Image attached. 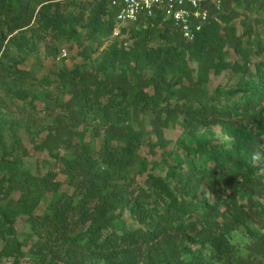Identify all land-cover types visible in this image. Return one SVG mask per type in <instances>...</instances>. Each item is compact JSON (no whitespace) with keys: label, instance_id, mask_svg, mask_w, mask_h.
I'll return each mask as SVG.
<instances>
[{"label":"trees","instance_id":"16d2710c","mask_svg":"<svg viewBox=\"0 0 264 264\" xmlns=\"http://www.w3.org/2000/svg\"><path fill=\"white\" fill-rule=\"evenodd\" d=\"M230 1L222 6L229 12L209 19L192 41L155 11L129 27L127 47L116 38L92 57L116 24L108 0H0V84L31 78L22 63L44 37L72 41L84 29L95 44L82 51L83 62L58 73L69 93L64 113L34 145L60 162L71 192L61 190L56 172L21 173L0 154V199L15 177L24 189L20 207L0 204V226L12 236L0 254L21 264L13 225L22 213L39 237L35 264H264V55L251 59L231 24ZM242 1L259 5L264 21V0ZM230 49L240 61L227 59ZM224 70L239 73L237 82L210 87L211 75ZM148 111L158 142L180 124L190 140L180 141L183 156L157 162L141 154L149 133L139 113ZM87 121L101 137L97 145L85 139ZM214 125L220 134L211 142L202 129ZM61 145L63 155L56 153ZM159 163L164 175L154 171ZM39 190L51 198L37 215ZM236 227L250 241L243 251L225 240Z\"/></svg>","mask_w":264,"mask_h":264},{"label":"rangeland","instance_id":"374dc122","mask_svg":"<svg viewBox=\"0 0 264 264\" xmlns=\"http://www.w3.org/2000/svg\"><path fill=\"white\" fill-rule=\"evenodd\" d=\"M90 1V0H89ZM241 6L236 1L231 0L229 5L233 9L231 24L235 26L237 34H243L245 45L252 50L251 59L254 61L261 55H264V21L262 19V10L259 5L251 3L248 6L241 0ZM228 9L223 8L220 13L227 14ZM252 28L251 34L247 33L248 27ZM126 41H129L125 35ZM114 39L106 37L102 46L91 55L97 57L100 50ZM119 40V39H118ZM95 45L87 38L85 30L80 29V35L72 41H53L49 38H43L38 44L37 50L31 53L22 66L30 72L31 78L24 82L7 81L6 84H0V129L2 132V146L5 159L17 161L21 173L30 172L32 175H42L51 170L56 172V179L61 182V190L70 193L71 188L61 172V165L54 155L50 154L48 149L40 150L34 145H38L47 135L50 126L56 124V118L64 113V102L69 97L66 86L58 77V73L66 68H72L74 65L83 62L82 51L88 46ZM263 52L259 54L258 49ZM228 60H238L237 56L231 49L229 50ZM192 68H196L195 62H190ZM240 74L231 70H224L219 75H211L208 84L210 87L227 88L234 85L239 79ZM15 90H22L24 97H19ZM153 117L151 111L140 112L139 118L146 125L148 136L142 146L141 154L149 160L160 161L161 158L171 162L175 155L180 157L184 155L180 141L190 143V140L184 137L183 128L180 124H171L163 130V141L158 142L157 137L151 130L150 119ZM87 129L85 139L93 145L100 142L101 137L94 136V124L86 122L82 125ZM80 126L78 129L82 128ZM207 133V139L215 142L219 138L220 127L211 126L202 129ZM149 143L155 145V154L149 150ZM67 151L64 145H61L56 151L57 154L63 155ZM155 172L164 175L166 166L159 163L154 169ZM12 172V170H11ZM15 185L5 198L0 199V204L4 205L8 201L15 206L20 207V197L24 195V189L21 187L20 180L15 177L11 182ZM41 191V190H39ZM51 195L43 191L40 192L39 204L34 213L40 215L46 211L47 202ZM264 201V198H263ZM15 237L21 243L22 256L21 264H35L39 260L31 253L32 245L39 237L33 233L29 227L26 216L22 213L15 215L14 221ZM255 227V225L253 226ZM11 235L6 233L3 226H0V251L10 242ZM46 253L47 259L51 254L48 250H42ZM13 257L0 254V264H12ZM156 258L154 262H156ZM90 264H103L101 261L88 259ZM145 263V260H144ZM64 264V263H61Z\"/></svg>","mask_w":264,"mask_h":264},{"label":"built area","instance_id":"2783aa9c","mask_svg":"<svg viewBox=\"0 0 264 264\" xmlns=\"http://www.w3.org/2000/svg\"><path fill=\"white\" fill-rule=\"evenodd\" d=\"M109 5L116 10L115 27L110 35L119 39L127 47L131 40L126 41L129 27L152 17L155 11H160L165 19L173 22L181 37L192 41L203 27L222 10L223 0H108ZM213 9V13L211 12ZM121 28L126 31L122 33ZM129 39V37H127Z\"/></svg>","mask_w":264,"mask_h":264},{"label":"clouds","instance_id":"9594fccd","mask_svg":"<svg viewBox=\"0 0 264 264\" xmlns=\"http://www.w3.org/2000/svg\"><path fill=\"white\" fill-rule=\"evenodd\" d=\"M253 161H259L261 157L257 154H253ZM225 240L227 244L238 250L243 251L245 247L250 243L247 234L243 231V229L236 227L231 229L226 235Z\"/></svg>","mask_w":264,"mask_h":264}]
</instances>
